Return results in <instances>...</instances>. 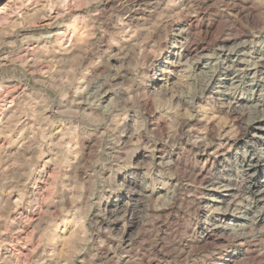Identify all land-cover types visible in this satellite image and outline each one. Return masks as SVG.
Returning a JSON list of instances; mask_svg holds the SVG:
<instances>
[{"label": "clouds", "instance_id": "1", "mask_svg": "<svg viewBox=\"0 0 264 264\" xmlns=\"http://www.w3.org/2000/svg\"><path fill=\"white\" fill-rule=\"evenodd\" d=\"M0 264H264V0H0Z\"/></svg>", "mask_w": 264, "mask_h": 264}]
</instances>
